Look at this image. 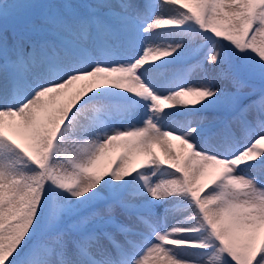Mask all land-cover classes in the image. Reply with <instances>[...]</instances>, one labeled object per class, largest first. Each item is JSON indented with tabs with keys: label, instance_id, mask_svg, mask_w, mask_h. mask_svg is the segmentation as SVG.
<instances>
[{
	"label": "snow or ice",
	"instance_id": "1",
	"mask_svg": "<svg viewBox=\"0 0 264 264\" xmlns=\"http://www.w3.org/2000/svg\"><path fill=\"white\" fill-rule=\"evenodd\" d=\"M0 264H264V0H0Z\"/></svg>",
	"mask_w": 264,
	"mask_h": 264
},
{
	"label": "rangeland",
	"instance_id": "2",
	"mask_svg": "<svg viewBox=\"0 0 264 264\" xmlns=\"http://www.w3.org/2000/svg\"><path fill=\"white\" fill-rule=\"evenodd\" d=\"M158 151H159V149H157ZM112 155H113V157H115L116 155H118V151H114L113 153H112Z\"/></svg>",
	"mask_w": 264,
	"mask_h": 264
}]
</instances>
